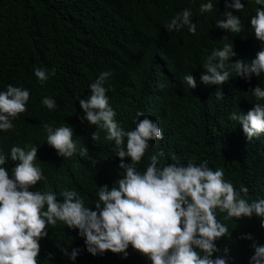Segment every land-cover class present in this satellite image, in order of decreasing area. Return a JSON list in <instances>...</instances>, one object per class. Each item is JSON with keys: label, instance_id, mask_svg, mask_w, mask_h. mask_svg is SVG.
Here are the masks:
<instances>
[{"label": "trees", "instance_id": "1", "mask_svg": "<svg viewBox=\"0 0 264 264\" xmlns=\"http://www.w3.org/2000/svg\"><path fill=\"white\" fill-rule=\"evenodd\" d=\"M208 2L213 10L201 13L200 5ZM225 2L0 0V92L12 85L30 94L27 111L12 120L13 129L0 131V154L8 156L13 146H39L35 163L46 179L30 191H51L59 202H63V192L76 191L85 207L95 211L98 188L105 184L109 189L118 187L125 172L118 167L115 142L106 139V129L80 122L84 113L79 100H87L90 85L101 73L110 71L113 75L105 84L110 89L106 95L121 128L133 131L139 120L148 117L163 131V140L149 141V149L136 165L138 171L145 172L151 156L163 152L158 166L207 162L213 171L223 169L225 181L237 192L242 187L248 189L241 193L242 198L249 202L264 199V134L248 140L239 122L230 118L234 112L246 115L251 110L256 101L249 90L264 88V74L246 82L233 73L219 86L222 100L215 94L218 86L200 80L207 56L224 43H232L236 53L229 63L251 62L264 47L250 24L261 6L255 0H241L244 10L233 11V15L240 17L243 31L235 34L216 27L217 20L224 19ZM185 8L193 13L196 33H189L187 27L169 32L166 25ZM37 68L47 71L43 83L34 74ZM186 74L194 77L195 89L184 81ZM45 97L55 100L54 109L42 104ZM138 111L144 116L138 118ZM45 124L54 130L61 126L73 129L78 147L71 158L59 157L47 145ZM94 132L99 137L95 141ZM81 148L87 149L83 156ZM124 162L131 161L125 158ZM17 163L9 159L3 166L10 178ZM217 219L228 228L229 237L215 242L218 251L212 258L222 256L228 264H250L252 244L264 245L260 218H226V213L217 210ZM46 231L48 235L39 241L38 264H151L131 245L126 259L111 252L92 256L78 230L61 221L48 225ZM248 234L252 240L240 239ZM58 246L69 253L73 248L81 252L72 261ZM49 253L53 254L51 260Z\"/></svg>", "mask_w": 264, "mask_h": 264}, {"label": "clouds", "instance_id": "2", "mask_svg": "<svg viewBox=\"0 0 264 264\" xmlns=\"http://www.w3.org/2000/svg\"><path fill=\"white\" fill-rule=\"evenodd\" d=\"M255 4L261 7L256 9L250 24L255 38L264 44V0H255ZM244 7L241 0L230 3L226 0L224 19L217 20L216 27L241 33V19L233 15V11L242 12ZM212 10L211 2L201 4L199 9L201 13ZM192 17L191 9L185 8L166 25L167 30L178 32L187 27L194 35L196 23L192 22ZM222 40L227 41L226 38ZM235 55L233 44L224 43L222 48L213 49L203 63L200 80L205 85L218 86L215 93L218 100L224 98L219 86L227 83L233 73L246 82L264 74V47L251 62L236 60L229 63ZM34 74L41 83L48 79L44 69L37 68ZM52 75H55V69ZM112 75L110 71L101 73L90 85L88 99L79 100L84 113L80 122L87 121L90 126L107 130L106 139L115 142V155L120 161L118 167L124 170V177L118 180V187L109 189L105 184L98 188L99 199L93 211L85 207L76 191L63 192V202H59L51 191H30L46 179L35 163L39 146H13L8 156L0 154V264H38L39 241L48 235L47 226H55L57 221L78 230L92 256L111 252L123 254L122 258L126 259L131 245L151 264H228L225 257L212 258L218 251L215 242L221 237H229L228 228L217 219V210L226 213V218L258 217L264 228V199L249 202L242 198L241 193L246 194L248 189L242 187L237 192L231 182L225 181L223 169L213 171L207 162L198 166L191 162L187 166H158V158L163 152L151 156L145 172L138 171L136 165L149 149V141L163 140V131L148 117L139 120L133 131L121 128L114 119L116 113L106 95L110 89L105 84ZM184 81L190 89L197 87L190 74L184 76ZM249 91L256 103L246 115L234 112L230 118L239 122L243 133L251 140L264 134V88L256 86ZM29 95L28 90L12 85L0 92V131L13 129L12 120L27 111ZM42 104L49 110L56 107L55 100L48 97ZM136 116L139 118L144 114L138 111ZM44 128L48 133L47 145L59 157L71 158L77 152L71 127L61 126L54 130L45 124ZM98 138L94 132L92 140ZM86 152V148L80 149L81 156ZM125 158L131 162L125 163ZM9 159L18 162L12 169L11 178L3 167ZM240 239L252 240V236L243 235ZM58 247L72 261L81 252V249L73 248L69 253L66 247ZM252 248L254 255L250 264H264V245L253 243ZM227 251L225 249V253ZM52 258L53 254L49 253L48 259Z\"/></svg>", "mask_w": 264, "mask_h": 264}]
</instances>
